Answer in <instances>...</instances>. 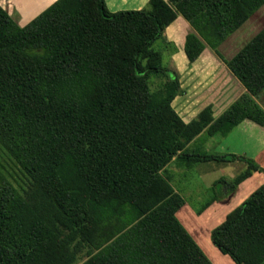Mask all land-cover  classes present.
<instances>
[{"label":"trees","instance_id":"1","mask_svg":"<svg viewBox=\"0 0 264 264\" xmlns=\"http://www.w3.org/2000/svg\"><path fill=\"white\" fill-rule=\"evenodd\" d=\"M263 6L152 0L113 12L105 0H56L20 25L0 3V146L32 183L23 193L2 178L0 264H214L178 218L186 200L164 170L174 159L242 160L244 171L214 185L227 195L264 171L253 158L187 148L246 119L264 126V28L230 59L219 50ZM179 15L193 28L189 60L216 50L246 88L217 118L208 105L185 122L173 107L180 75L154 45ZM153 75L165 78L156 91ZM212 240L236 264H264V184Z\"/></svg>","mask_w":264,"mask_h":264},{"label":"rangeland","instance_id":"2","mask_svg":"<svg viewBox=\"0 0 264 264\" xmlns=\"http://www.w3.org/2000/svg\"><path fill=\"white\" fill-rule=\"evenodd\" d=\"M0 3L7 11H9L11 16L18 23L20 22L21 25H25L29 22V15L32 14L25 11L26 5L23 6L21 0H1ZM263 28L264 6L260 8L245 25H243L224 43L222 51L228 56L235 55ZM166 36L167 35H164L162 39L158 40L154 47L163 53L164 66L171 71L179 73V69L175 65V62L170 59V55L177 51L179 47L178 43L175 41L168 42L167 39H165ZM209 49L210 51H213L211 48ZM164 82V76L153 75L150 78L153 91L159 90ZM259 101L264 106V93L259 97ZM222 139L223 136L221 135L210 136L205 134L204 137L198 139L191 147H188V150L191 152H211L223 154V152L219 153L217 149L218 142ZM246 167L247 164L242 160H235L231 162L202 161L196 163L192 168H186L183 166L178 168L175 167L174 163L167 166V169L169 170L168 172L173 175V186L178 189L180 193H182L186 200L185 206H183V208L177 213V216L201 245L214 264H235L229 255L221 252L220 249L213 243L212 231L216 226L225 220L227 215L233 210V207L241 205L252 195L254 191L264 184V179H262V176L264 177V171H259L260 174L255 177L253 181L255 183L252 187L254 190L251 191V193L240 192L231 204L220 207V213H215V210L212 207L209 208V210L206 208L203 209V207L215 195H224L227 191L225 190L226 186H224V183H220L216 188H214L217 181L222 180L223 178L225 180H231L244 171ZM262 167L264 168V166ZM3 177L11 181L14 186H16L19 190H22L23 193L27 189L29 191L32 189V183L27 174L0 146V184L3 182ZM221 200L222 199H220V201ZM218 201L219 200H217V202ZM202 209L203 211L200 213ZM203 212L205 213L201 216ZM196 235H198V237ZM85 259H87V257L84 254V256L78 260V263H81V261H84Z\"/></svg>","mask_w":264,"mask_h":264},{"label":"crops","instance_id":"3","mask_svg":"<svg viewBox=\"0 0 264 264\" xmlns=\"http://www.w3.org/2000/svg\"><path fill=\"white\" fill-rule=\"evenodd\" d=\"M55 1L56 0H21L23 6L26 5L25 11L32 14L29 15V21ZM105 1L109 10L113 12L120 10H145L149 9L152 3V0ZM191 31H193V28L190 22L182 15H179L165 31V35H167L165 39H167L168 42L175 41L179 46L177 51L170 55V59L175 62V65L179 69L182 89L181 94L174 99L173 107L185 122L194 120L208 105L213 106L215 110L214 115L217 118L246 91L243 84L234 76L226 63L216 53V50L212 49L213 51H210L209 48H206L195 61L191 62L189 60L185 52V41L186 36ZM226 41L220 45L219 50L226 58L230 59L234 55L228 56L222 51V47ZM263 93L264 91L257 97L258 101ZM205 134L206 133L203 132L199 135L188 147H191L198 139L204 137ZM217 149L219 153H232L253 158L259 162L261 166H264V126L250 119H246L229 135L223 137V139L218 142ZM172 163H174L175 167H181L177 159H174L170 164ZM168 171L166 167L164 173L170 178L173 184V175ZM259 174V171L255 172L251 177L243 181L236 191L232 192L230 195H227V192H225L227 195H225L226 197L221 201L212 202L206 209L209 210V208L212 207L215 213H220V207L231 204L240 192L251 193V191L254 190L252 189L255 183L253 181ZM262 179H264L263 176ZM176 190L178 191V189ZM235 208L236 206L233 207V209ZM205 212H203L201 216H203ZM196 236L198 237V235Z\"/></svg>","mask_w":264,"mask_h":264}]
</instances>
